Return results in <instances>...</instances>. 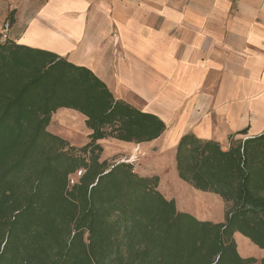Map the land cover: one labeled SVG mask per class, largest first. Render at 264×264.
<instances>
[{"label":"trees","instance_id":"trees-1","mask_svg":"<svg viewBox=\"0 0 264 264\" xmlns=\"http://www.w3.org/2000/svg\"><path fill=\"white\" fill-rule=\"evenodd\" d=\"M60 109L84 116L87 144L48 132ZM164 130L90 70L0 42V264H264L241 257L234 240L264 250V133L225 151L193 135L179 140L178 178L224 204L213 223L179 211L157 177L100 160L101 140L139 144Z\"/></svg>","mask_w":264,"mask_h":264},{"label":"crops","instance_id":"crops-1","mask_svg":"<svg viewBox=\"0 0 264 264\" xmlns=\"http://www.w3.org/2000/svg\"><path fill=\"white\" fill-rule=\"evenodd\" d=\"M5 21L9 42L90 70L115 100L163 122L149 142L98 143L123 155L138 151L136 173L157 177L181 212L193 202L187 190L197 191L175 169L182 136L225 151L264 133V0H0V29ZM61 110L68 120L81 115ZM84 127L82 146L90 134ZM201 193L191 206L205 199L224 212L217 195Z\"/></svg>","mask_w":264,"mask_h":264},{"label":"rangeland","instance_id":"rangeland-1","mask_svg":"<svg viewBox=\"0 0 264 264\" xmlns=\"http://www.w3.org/2000/svg\"><path fill=\"white\" fill-rule=\"evenodd\" d=\"M1 31H2V26L0 29V33H1ZM64 112L65 111H63V110L57 111L51 116V121H50V125L48 127V132L60 136L61 138H63L67 142H69V144L71 146H73L75 148H80V147H82V143H83V139H84L83 137L85 136V134H84V130H85L84 124L85 123L83 121V117L81 115H79V117L74 118V120H68L66 118L68 116V114L64 113ZM66 138H68V139H66ZM105 141H109V139H106ZM102 149H103V151L100 155V160H107V162L110 164L115 163V162L130 163L134 166L135 172H136V170L141 169V167H142L141 163L138 162L139 156H140L138 151L133 150L132 154L128 156L125 154L123 155L121 153L122 149L119 147L108 148V146L106 144H104ZM187 191L192 193L191 197L193 199V202L191 205H193L195 203L196 197H198L200 199V197L204 195L203 193L198 192V191H193V190L191 191V189H188ZM187 193H185L186 196H188ZM211 196L214 199H218V202L220 204L219 209H221L222 203L219 200V198L214 196V195H211ZM184 198H185V196H184ZM200 202H202V200ZM207 202H209L211 205L209 203L207 204ZM177 205L179 206V204H177ZM191 205L190 206L181 205L180 209L182 210V212H186L190 215H193L195 218H197L198 220H201V221H210V220L211 221H221V220H223V213L220 212L218 214V210L216 209V207L218 205L216 206L213 201L210 202V201H208V200L206 201L204 199V204H203V202L201 204L197 203L198 206H195V207H193ZM216 210H217V212H216ZM204 211H205V213H204ZM211 212H216L215 214H213V217H211V214H212ZM205 214H206V217L204 216ZM235 242L237 245V251L241 257H254L257 260H259V257L264 255L263 250H260L257 247H255L254 245L249 244L248 240L246 238L242 237L241 235L235 234ZM257 264H259V263H257Z\"/></svg>","mask_w":264,"mask_h":264},{"label":"built area","instance_id":"built-area-1","mask_svg":"<svg viewBox=\"0 0 264 264\" xmlns=\"http://www.w3.org/2000/svg\"><path fill=\"white\" fill-rule=\"evenodd\" d=\"M9 22L8 21H5L3 26H2V31L0 33V42H5L7 40V35H8V32H9ZM127 163V162H125ZM81 174V171H78L76 173V175L72 178L69 179V184H73L74 183V180L79 177Z\"/></svg>","mask_w":264,"mask_h":264},{"label":"bare ground","instance_id":"bare-ground-1","mask_svg":"<svg viewBox=\"0 0 264 264\" xmlns=\"http://www.w3.org/2000/svg\"><path fill=\"white\" fill-rule=\"evenodd\" d=\"M201 204V203H200ZM199 205V204H198Z\"/></svg>","mask_w":264,"mask_h":264}]
</instances>
